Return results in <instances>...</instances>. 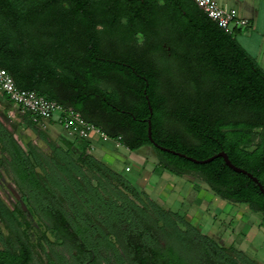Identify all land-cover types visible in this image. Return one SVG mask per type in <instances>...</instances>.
<instances>
[{
  "label": "trees",
  "instance_id": "1",
  "mask_svg": "<svg viewBox=\"0 0 264 264\" xmlns=\"http://www.w3.org/2000/svg\"><path fill=\"white\" fill-rule=\"evenodd\" d=\"M169 61L181 68L178 87L166 82ZM0 68L19 89L71 108L130 151L150 147L161 170L194 175L264 220L247 176L221 158L197 165L161 152L147 137L150 121L162 147L196 160L223 151L264 188V70L191 0H0ZM25 117L48 152L31 141L23 150L0 122L1 162L29 211L72 241L74 264H256L138 192L86 140L64 149ZM0 222L14 235L0 234V264H32L24 217L1 199Z\"/></svg>",
  "mask_w": 264,
  "mask_h": 264
},
{
  "label": "rangeland",
  "instance_id": "2",
  "mask_svg": "<svg viewBox=\"0 0 264 264\" xmlns=\"http://www.w3.org/2000/svg\"><path fill=\"white\" fill-rule=\"evenodd\" d=\"M166 68V82H169L171 87H178L182 82L180 66L170 62ZM27 120L28 118L13 108L7 98L0 93V122L12 134L15 141L25 151L26 143L31 141L42 152H48L46 143L26 125ZM37 130L45 134L48 141L55 142L64 149L68 148L70 143H76L75 137L50 122L41 121L37 125ZM113 156L114 163L109 167L128 180L138 192L147 193L158 206L170 210L189 222L201 234L211 238L229 252L239 251L257 264H264V220L261 214L252 212L245 204H234L221 200L194 175L188 176L192 187L195 186L192 189L194 192L189 191L192 187L184 178H181L182 176L178 177V175H175V178L178 177L180 182L174 188L172 182L171 185L158 190L160 185L158 175L163 170L157 165L156 154L150 147L144 146L129 152L122 148L115 149ZM125 165L128 166L129 171L130 168L135 169L131 173H128L129 171L123 173ZM169 175L174 176L172 173ZM183 182L187 183V189ZM182 188L188 193L179 192ZM0 199L9 210H18L24 217L26 223L24 228L19 230L33 244L32 264H49V260L54 264H60L62 259L74 264L73 253L62 245L55 230L46 228L27 208L25 198L20 193L12 174L9 173L5 163L1 162V154ZM222 203L223 207L217 208V205ZM180 228L184 229L183 226ZM0 234L5 242H12L14 237L12 229L7 228V225L2 222H0ZM0 248H2L1 244Z\"/></svg>",
  "mask_w": 264,
  "mask_h": 264
},
{
  "label": "built area",
  "instance_id": "3",
  "mask_svg": "<svg viewBox=\"0 0 264 264\" xmlns=\"http://www.w3.org/2000/svg\"><path fill=\"white\" fill-rule=\"evenodd\" d=\"M191 1L225 34L235 36L236 31L244 30L249 26L246 18L239 17L234 11L225 10L216 0ZM0 92L8 98L13 108L22 115L28 114L35 125H39L41 121H54L67 134L81 140H89L92 133L102 141L110 140L104 132L86 122L78 112L71 108H64L53 100L37 95L34 91L19 89L10 74L1 68ZM114 141L118 142V140ZM125 170L129 171V168Z\"/></svg>",
  "mask_w": 264,
  "mask_h": 264
},
{
  "label": "crops",
  "instance_id": "4",
  "mask_svg": "<svg viewBox=\"0 0 264 264\" xmlns=\"http://www.w3.org/2000/svg\"><path fill=\"white\" fill-rule=\"evenodd\" d=\"M218 4L224 8L225 10L234 11L239 17L246 18L249 21V25L247 29L236 31L235 39L238 44L243 48V50L252 57L255 62L264 70V0H216ZM1 93V92H0ZM2 94V93H1ZM9 101V100H8ZM13 107V106H12ZM54 126H58V124L54 121H49ZM89 150L87 153L93 155L97 159L101 161H106L108 166L114 163V150L116 149H124L129 152L127 148L119 144L114 140L102 141L96 134L92 133L90 139L87 140ZM142 148V147H141ZM128 166L125 165L126 169ZM123 170V173H125ZM135 168H130L128 173L133 172ZM174 175V174H173ZM177 176V175H176ZM181 177V176H178ZM175 178V175L172 177L169 175V172L162 171L160 175H158L159 186L158 190L163 189L167 185H171L173 182V188L180 182L179 178ZM181 178H184L185 181L192 187V184L187 175H182ZM177 179V180H176ZM189 180V181H188ZM184 183V182H183ZM187 183L185 184L188 187ZM184 186V185H183ZM147 187V186H146ZM192 187L189 189L192 192L194 189ZM183 190V191H182ZM179 189V192L185 193L188 191L183 188ZM194 192V191H193ZM181 193V194H182ZM223 203L221 205H217V208H222Z\"/></svg>",
  "mask_w": 264,
  "mask_h": 264
},
{
  "label": "water",
  "instance_id": "5",
  "mask_svg": "<svg viewBox=\"0 0 264 264\" xmlns=\"http://www.w3.org/2000/svg\"><path fill=\"white\" fill-rule=\"evenodd\" d=\"M129 1H131V0H129ZM149 111L151 113V108L150 107H149ZM147 137H148V140L150 141V143L152 144V146L154 148L160 150L161 152L170 153V154L175 155V156L180 157V158H185L186 160H188V161H190V162H192L194 164H197V165H204V164H207V163L212 162L213 160H215L217 158H221L223 160V162L225 163V165L229 169H231L233 172L243 174V175L247 176L249 179H251L258 186L260 193L264 197V188L258 182L257 178H255L252 174L248 173L247 171H245V170H243L241 168H238V167L234 166L230 162V160L228 159V156L226 155V153H224L223 151H221V152L213 155L212 157H210L208 159H205V160H196V159H193L191 157H187L184 154H181L179 152H175V151L170 150L168 148L162 147V146L158 145L157 143H155L154 140L152 139V136H151V123H150V121H148Z\"/></svg>",
  "mask_w": 264,
  "mask_h": 264
},
{
  "label": "flooded vegetation",
  "instance_id": "6",
  "mask_svg": "<svg viewBox=\"0 0 264 264\" xmlns=\"http://www.w3.org/2000/svg\"><path fill=\"white\" fill-rule=\"evenodd\" d=\"M200 180H201V179H200ZM55 232H56V231H55ZM70 232H71V230H70ZM61 243H62V245H64L65 247H70L71 244H72V241H71L70 239H67V240L61 239ZM96 243L103 245V244L106 243V241H103L102 239H98V241H97ZM75 255H76V253L73 252V254H72V259H73V260H74V256H75ZM232 259L238 260V258L235 257V256H233ZM112 260H113V261H112ZM239 260H240V259H239ZM239 260H238V261H239ZM73 263H74V261H73ZM255 263H256V262H255ZM71 264H72V262H71ZM85 264H99V260H98L97 258H95V257H92L90 260H86ZM102 264H104V262H103ZM109 264H121V263L118 262V261L115 260V259H111V261H110ZM239 264H240V262H239ZM256 264H257V263H256Z\"/></svg>",
  "mask_w": 264,
  "mask_h": 264
}]
</instances>
